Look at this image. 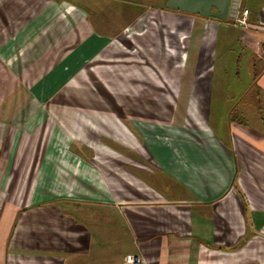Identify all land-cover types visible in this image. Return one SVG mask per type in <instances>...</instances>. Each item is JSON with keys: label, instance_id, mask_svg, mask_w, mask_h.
Returning a JSON list of instances; mask_svg holds the SVG:
<instances>
[{"label": "crops", "instance_id": "crops-1", "mask_svg": "<svg viewBox=\"0 0 264 264\" xmlns=\"http://www.w3.org/2000/svg\"><path fill=\"white\" fill-rule=\"evenodd\" d=\"M166 2L0 0V264H264V0L225 135L190 56L239 25Z\"/></svg>", "mask_w": 264, "mask_h": 264}, {"label": "rangeland", "instance_id": "rangeland-1", "mask_svg": "<svg viewBox=\"0 0 264 264\" xmlns=\"http://www.w3.org/2000/svg\"><path fill=\"white\" fill-rule=\"evenodd\" d=\"M148 1L152 2L153 0ZM246 6L254 10L251 7V2H247ZM198 29L197 26L195 28V36L199 33ZM243 32L244 30L241 26L230 27L221 24L216 32L215 47L212 39L211 42L208 41L204 45L200 57L197 55L193 60L190 56V61H193V69H196V74L205 76L204 79L197 81V87L199 88L205 89L209 87V77L213 62L209 97L204 94L200 95L201 101L199 100V103L202 110H205L207 108V100L209 101L207 109L208 124L210 128L222 135H225L228 131L231 116L233 118L238 117L237 109L239 107L242 105L248 106L251 100L257 101L260 99L259 102L263 100V95H260L261 92L259 94L260 97L257 96L259 89L254 87L259 74L257 75L252 71L251 52L244 47L241 40ZM189 54H191L190 51ZM185 85L187 86V80ZM179 104L180 106L185 105L183 97ZM202 114H205V112ZM180 115L182 117L181 110L179 112Z\"/></svg>", "mask_w": 264, "mask_h": 264}, {"label": "water", "instance_id": "water-1", "mask_svg": "<svg viewBox=\"0 0 264 264\" xmlns=\"http://www.w3.org/2000/svg\"><path fill=\"white\" fill-rule=\"evenodd\" d=\"M239 3L240 0H167L166 8L225 22L237 13Z\"/></svg>", "mask_w": 264, "mask_h": 264}, {"label": "built area", "instance_id": "built-area-1", "mask_svg": "<svg viewBox=\"0 0 264 264\" xmlns=\"http://www.w3.org/2000/svg\"><path fill=\"white\" fill-rule=\"evenodd\" d=\"M243 1L244 0H240L239 7H238L239 9L237 13L230 19L236 25H239L241 27H247L250 12L248 11V9L244 7ZM125 264H144V261L143 259L137 256H128L125 259Z\"/></svg>", "mask_w": 264, "mask_h": 264}]
</instances>
